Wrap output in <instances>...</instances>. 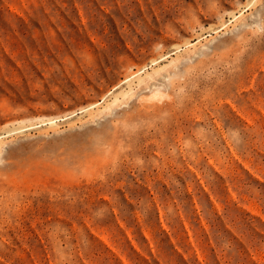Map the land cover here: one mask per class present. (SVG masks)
Instances as JSON below:
<instances>
[{"label": "rangeland", "instance_id": "374dc122", "mask_svg": "<svg viewBox=\"0 0 264 264\" xmlns=\"http://www.w3.org/2000/svg\"><path fill=\"white\" fill-rule=\"evenodd\" d=\"M0 264H264V0H0Z\"/></svg>", "mask_w": 264, "mask_h": 264}]
</instances>
